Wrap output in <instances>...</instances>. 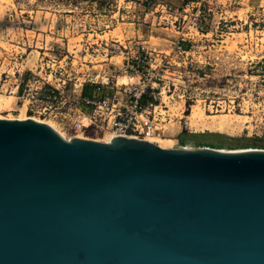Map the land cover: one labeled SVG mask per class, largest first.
Returning <instances> with one entry per match:
<instances>
[{"label": "water", "instance_id": "water-1", "mask_svg": "<svg viewBox=\"0 0 264 264\" xmlns=\"http://www.w3.org/2000/svg\"><path fill=\"white\" fill-rule=\"evenodd\" d=\"M0 264H264V149L0 119Z\"/></svg>", "mask_w": 264, "mask_h": 264}, {"label": "rangeland", "instance_id": "rangeland-1", "mask_svg": "<svg viewBox=\"0 0 264 264\" xmlns=\"http://www.w3.org/2000/svg\"><path fill=\"white\" fill-rule=\"evenodd\" d=\"M162 1L172 10H181L190 0ZM157 3L0 0V119L30 118L52 127L64 139L78 137L107 142L111 132L93 127L82 134L71 130L76 109L82 107L84 112L90 109L82 106L81 86L85 82L104 85L107 81L108 87L115 82H126L114 71L121 60L118 43L166 44L164 40L174 36L170 18ZM210 3L212 14L206 17L208 25L217 21L219 15L235 18L236 32L227 34L224 40L225 49L233 54L226 58L224 53L215 70L207 72V78L185 84L193 96L187 119L190 128L181 127L183 119L179 127L178 115L172 119L168 131L165 130L166 134L152 143L172 149L179 146L177 137L184 130L191 135L214 134L199 137L222 142L218 150L264 149V0H211ZM202 4L201 10L205 12L206 5ZM212 43L219 44L213 37ZM220 73L230 75L220 79ZM105 92L109 93V88ZM231 101L234 107L229 112L206 111L207 106L216 102L226 105ZM211 122H224L229 129L216 132L198 127ZM193 142L179 147H204Z\"/></svg>", "mask_w": 264, "mask_h": 264}, {"label": "built area", "instance_id": "built-area-1", "mask_svg": "<svg viewBox=\"0 0 264 264\" xmlns=\"http://www.w3.org/2000/svg\"><path fill=\"white\" fill-rule=\"evenodd\" d=\"M143 1L147 4L158 2L156 6L170 18L174 36L164 40L166 44L135 42L132 46H125L118 43L121 60L113 70L126 82H115L109 87L107 81L104 85L93 84L95 88L91 97L81 99L82 106L90 108L89 112L82 111V107L76 109L77 116L71 124L73 132L82 134L93 127L104 133L111 132L108 140L114 136H126L152 142L164 135L172 119L178 115L179 127L183 119L181 127L189 129L187 119L193 96L185 84L207 78V72L215 70L224 53L226 58L233 54L232 50L225 49L224 40L227 34L236 32L235 18L219 15L217 21H210L208 25L206 17L208 13L212 14L211 0H187L189 2L181 10H172L162 0ZM202 3L206 5L205 12L201 10L204 8ZM188 8L194 11L188 12ZM212 37L218 45L212 43ZM230 65L234 68L233 64ZM229 75L220 73L218 77ZM106 88L109 93L105 92ZM233 107L232 101L226 105L216 102L214 106H207L206 111L229 112ZM187 109L188 114H185Z\"/></svg>", "mask_w": 264, "mask_h": 264}, {"label": "trees", "instance_id": "trees-1", "mask_svg": "<svg viewBox=\"0 0 264 264\" xmlns=\"http://www.w3.org/2000/svg\"><path fill=\"white\" fill-rule=\"evenodd\" d=\"M95 88V85L91 84V83H88V82H85L82 84L81 86V90H80V97L83 99V98H90L91 95L93 94V90ZM20 89L18 90V93H19ZM52 93H56L55 91H52ZM205 135H214L212 133H209V132H206V133H201V134H189L187 133L186 131H181L179 134H178V137H177V142H178V145L179 146H184L186 144V142H189L191 140H193L194 142V145L195 146H204V147H207L209 146L210 148H216V149H220L222 147V142L214 139V140H211L209 138H200L199 136H205ZM226 146H230L229 144L226 145ZM234 146H237V144H235ZM240 148H246V147H240ZM263 148V147H262Z\"/></svg>", "mask_w": 264, "mask_h": 264}, {"label": "bare ground", "instance_id": "bare-ground-1", "mask_svg": "<svg viewBox=\"0 0 264 264\" xmlns=\"http://www.w3.org/2000/svg\"><path fill=\"white\" fill-rule=\"evenodd\" d=\"M6 106L7 105H5V107ZM198 127H199L200 130L206 129V130H211V131H216V132H225L227 129H229V125L225 124L224 122H211V123H207V124L202 123ZM166 131H168V130H166ZM166 131L164 132V134H166ZM158 146L160 147V145H158ZM161 148H163V147H161Z\"/></svg>", "mask_w": 264, "mask_h": 264}]
</instances>
